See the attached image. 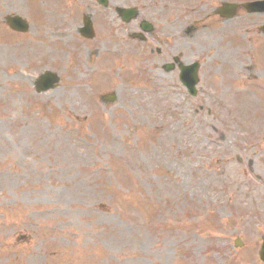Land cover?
I'll return each instance as SVG.
<instances>
[{
	"label": "rangeland",
	"instance_id": "1",
	"mask_svg": "<svg viewBox=\"0 0 264 264\" xmlns=\"http://www.w3.org/2000/svg\"><path fill=\"white\" fill-rule=\"evenodd\" d=\"M26 1L0 0V22L21 11L32 21L27 39L38 38L41 4ZM19 37L0 24V244L6 255L16 252L8 264H264L258 258L264 234L260 68L242 72L250 92L233 93L232 81H216L220 65L229 75L233 68L224 57L205 60L208 46L183 48L185 60L204 59L199 113L196 99L185 100L181 89L138 84L144 81L133 67L139 52L96 55L98 72L84 70L85 79L96 76L90 85L60 66L71 84L53 95L34 94L25 84L38 67L24 69L25 63L67 59L74 47L64 50L62 37L51 33L60 47L51 45L56 53L41 57L37 41L19 46ZM225 39L222 51L232 47ZM253 50L233 51L234 66L248 62ZM114 89L118 99L109 104L91 93ZM55 101L70 116L63 114L57 126L47 117ZM237 236L242 246H235Z\"/></svg>",
	"mask_w": 264,
	"mask_h": 264
},
{
	"label": "flooded vegetation",
	"instance_id": "2",
	"mask_svg": "<svg viewBox=\"0 0 264 264\" xmlns=\"http://www.w3.org/2000/svg\"><path fill=\"white\" fill-rule=\"evenodd\" d=\"M147 3V0H117L113 1L112 5L110 6H108L110 2L107 6H103L94 1L95 7H93L92 4L87 3V11H85L84 14L91 15L95 23L96 34L93 38H86V40L93 41L98 40L100 37H102V34L104 33L98 32V26L101 22L108 23L109 19L110 24H108V27L104 29L105 38L102 42L103 46L101 50L103 52L105 50H110L113 52L115 51L116 57L117 53H121L122 48L124 47L122 38L124 36H126L127 39L130 40V37L134 36L135 33L139 34V36H141L143 39H138V41H140L144 45L143 48H146L147 44H149L151 41L157 40L155 36L156 30L158 28L156 21L165 18L166 22L163 26L160 27L159 35L165 36V45H167L170 36H178V34H180V29L182 28L181 24L179 25L181 17L178 21V24H176V15L178 14L180 5L176 2L174 5L169 6V3H173L172 1H169L168 5L164 7L163 4L160 8V6L158 7L156 3L150 6H147ZM118 7H133V12L136 14V17L128 21L124 20L121 12L118 10ZM158 8H160L159 11ZM145 20L149 21V26H142L143 21ZM143 27L148 30L146 33H143ZM76 30L79 31L78 26L76 27ZM138 41H135V43H138ZM180 46L181 43H179L177 46L171 43L168 49L157 48L156 51L151 49V52L148 53L145 61H149L153 68L160 66L162 59L165 61L164 64L166 62L170 63V61H175L176 63L177 60L175 59V57L178 56V60H181V57L183 56L182 52H176L180 50ZM165 56L170 59L166 61L167 59L164 58ZM176 68L174 69V71L176 70ZM169 76L172 77V74H169Z\"/></svg>",
	"mask_w": 264,
	"mask_h": 264
},
{
	"label": "water",
	"instance_id": "3",
	"mask_svg": "<svg viewBox=\"0 0 264 264\" xmlns=\"http://www.w3.org/2000/svg\"><path fill=\"white\" fill-rule=\"evenodd\" d=\"M264 258V257H263Z\"/></svg>",
	"mask_w": 264,
	"mask_h": 264
}]
</instances>
